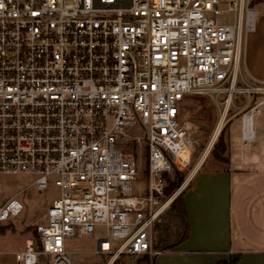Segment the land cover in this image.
I'll use <instances>...</instances> for the list:
<instances>
[{
  "label": "built area",
  "instance_id": "built-area-1",
  "mask_svg": "<svg viewBox=\"0 0 264 264\" xmlns=\"http://www.w3.org/2000/svg\"><path fill=\"white\" fill-rule=\"evenodd\" d=\"M259 3L0 0V176L59 190L17 262L73 264L66 240L97 227L109 263L164 253L154 227L186 186L163 202L165 174L187 168L197 144L181 103L226 94L224 124L235 94L264 95V83L239 86ZM256 109L242 116L246 142ZM24 211L15 197L0 203V223Z\"/></svg>",
  "mask_w": 264,
  "mask_h": 264
},
{
  "label": "crops",
  "instance_id": "crops-1",
  "mask_svg": "<svg viewBox=\"0 0 264 264\" xmlns=\"http://www.w3.org/2000/svg\"><path fill=\"white\" fill-rule=\"evenodd\" d=\"M243 75L246 86L264 83V12L247 35ZM263 101L264 95L246 96V110L230 120L225 165L204 168L203 156L188 178V238L161 255L139 256L128 264H139L146 256L151 264H264V112L257 126L254 122ZM254 106V138L246 142L242 127L241 132L232 130L233 120L240 118L242 126V116Z\"/></svg>",
  "mask_w": 264,
  "mask_h": 264
},
{
  "label": "rangeland",
  "instance_id": "rangeland-1",
  "mask_svg": "<svg viewBox=\"0 0 264 264\" xmlns=\"http://www.w3.org/2000/svg\"><path fill=\"white\" fill-rule=\"evenodd\" d=\"M256 15L259 18L264 12V3L256 4L254 7ZM233 19L231 14H223L218 17V21L222 24L230 23ZM241 88L245 87V83H240ZM226 94L217 95H189L181 103L182 119L185 121L188 134L197 144L193 148L187 168L181 169L185 182L192 175L203 158L206 156L204 168H220L225 165L226 161H219L217 156L220 153L215 152V146L218 143L220 134L227 131L228 124L233 116L245 111L246 96L235 94L230 104L229 113L222 125V131L211 142L218 129L220 119L226 109ZM253 105V101L250 103ZM245 109V110H244ZM264 107H261L259 113L255 114L254 122L257 126L260 119L263 118ZM235 128L241 132V119L233 120ZM211 145V146H210ZM227 146V145H226ZM210 149V151H208ZM208 152V153H207ZM225 158V155L223 156ZM174 173V172H173ZM173 173L171 175H173ZM34 179L28 176L6 177L0 176V203H4L11 198H17L24 206V213L11 222L0 223V264H20L16 260V253L23 251L27 240L35 238L34 232L36 227L45 221L47 209L52 205L54 199L59 195V190L50 184L49 189L39 192L32 182ZM144 191V186H139ZM139 191V190H138ZM137 191V192H138ZM163 214V213H162ZM158 223V224H157ZM154 239L157 241L158 234L163 233L161 229L169 227L172 239L175 238V231L180 228V220L172 213L166 211L159 222H156ZM105 232L104 228L97 227L95 233L88 237L78 236L66 240V248L73 252V264H109L111 257L109 255H97V239ZM164 234V233H163ZM139 256L123 255L113 264H128L131 259H137ZM41 264H46L42 260Z\"/></svg>",
  "mask_w": 264,
  "mask_h": 264
},
{
  "label": "trees",
  "instance_id": "trees-1",
  "mask_svg": "<svg viewBox=\"0 0 264 264\" xmlns=\"http://www.w3.org/2000/svg\"><path fill=\"white\" fill-rule=\"evenodd\" d=\"M227 151V146L225 143V137L224 134H220L218 138V143L215 146V152L220 153L221 156H217L219 161H226L227 158H223V156L226 154ZM165 180L167 183V186L164 190V196L162 198L163 202H166L173 198V196L177 193L181 185L185 182V178L183 177V172L175 169L173 175L171 174H165ZM187 191V188L183 190L179 195H177L173 201L169 204V206L165 209L163 214L166 211H169V213L173 214L176 216L177 219L180 220V228H178L175 231V238L172 239V234L170 233L169 227L165 229H161V231L164 233L158 234L157 236V241H155L154 248L162 251H168L171 250L175 247H177L179 244L184 242L189 235V223H188V218H187V212H186V207H185V200L184 196ZM160 218L162 217V215ZM158 219V222L160 220ZM158 224V223H157ZM155 224L154 229L157 227ZM160 230V227L158 226L157 228ZM155 229V231H158ZM35 238H37V232L35 230L34 232ZM139 264H151V260L149 259L148 256L145 257V259Z\"/></svg>",
  "mask_w": 264,
  "mask_h": 264
},
{
  "label": "bare ground",
  "instance_id": "bare-ground-1",
  "mask_svg": "<svg viewBox=\"0 0 264 264\" xmlns=\"http://www.w3.org/2000/svg\"><path fill=\"white\" fill-rule=\"evenodd\" d=\"M228 111H229V110H228ZM226 115H227V114H226ZM222 125H223V122L220 121L219 126H218V129H217V131H216V133H215V136H214V138H213V140H212V142H211V145L214 143L215 139L218 137V135H219V133H220V131H221V129H222ZM211 145H210V146H211ZM208 151H210V149H209ZM207 153H208V152H207Z\"/></svg>",
  "mask_w": 264,
  "mask_h": 264
}]
</instances>
